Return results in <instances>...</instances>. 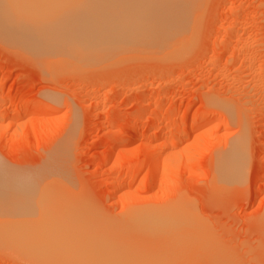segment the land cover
Returning a JSON list of instances; mask_svg holds the SVG:
<instances>
[{
  "label": "rangeland",
  "instance_id": "rangeland-1",
  "mask_svg": "<svg viewBox=\"0 0 264 264\" xmlns=\"http://www.w3.org/2000/svg\"><path fill=\"white\" fill-rule=\"evenodd\" d=\"M193 10L196 30L185 34L183 52L174 50L178 58L127 50L44 66L0 36V187L24 198L49 188L40 197L64 214L62 231L136 261L264 264V0H196ZM47 104L58 113L18 115ZM228 106L246 124L247 162L240 183L223 193L216 163L243 133ZM197 116L207 123L191 128ZM183 122L184 137H159ZM158 143L167 160L154 180L148 165ZM116 181L125 182L118 192ZM7 207L0 264L51 262L11 244L25 236L18 214L28 210Z\"/></svg>",
  "mask_w": 264,
  "mask_h": 264
},
{
  "label": "bare ground",
  "instance_id": "bare-ground-1",
  "mask_svg": "<svg viewBox=\"0 0 264 264\" xmlns=\"http://www.w3.org/2000/svg\"><path fill=\"white\" fill-rule=\"evenodd\" d=\"M195 6L196 0H0V36L2 38L4 36L5 38L3 39L5 41L7 39L8 41L6 42L14 45L13 48L22 52L23 55L35 59L44 66L62 63H91L103 58L107 60L113 55V59H115L117 58L115 57L116 53L119 54L120 52L122 54V51L126 53L127 50L130 52L136 50L134 53L137 50L140 52H153V50H156L158 53L165 52L163 56L171 51L168 56L173 54V56L175 55L178 58L179 56L175 52L178 49L185 48V46L178 48L185 41V34L189 33L193 27L194 29L196 28L195 26L191 28L194 21L193 9ZM197 14L199 15V13ZM193 31L191 30L192 34ZM191 33L190 35L192 36ZM182 37L184 38L182 39ZM183 49L181 52H183ZM1 100H5V97H2ZM232 107L234 108V106ZM232 107L224 109L225 111L227 109L229 111L228 114L230 113L233 119L240 123L243 133L236 140L235 148L222 156L216 163V177H214L216 180L214 183L216 184L215 187L217 186L216 188L223 193L227 190L235 189L237 184L240 183L244 177L243 170L247 162V153L245 151L247 145L246 124L240 113L235 109L236 107L234 109ZM32 111L44 112L49 116L58 113L56 107L47 104L32 108L27 107L24 111H20L18 115L31 113ZM141 111L143 112L142 108ZM206 121V117L196 118L192 122L191 128L195 126L198 128L200 124L207 123ZM151 126L152 124L149 125V128ZM187 126L183 122L178 126V129H170L159 137L163 140H171L178 133L184 137V130L186 131ZM157 146L160 147L154 149L148 165L151 168L150 175L154 180L163 178V173L160 177L161 172L158 166L164 159L167 160L166 157L164 158V145ZM115 154H112L109 159H113ZM160 182L158 181V184H156L161 186ZM124 183L122 181L114 182V191H120L125 186ZM0 189V207L8 206L7 208H9L10 205H15L21 211L24 209V211L28 210L27 214L25 213L26 215L21 214L22 212L18 214L21 218L19 221L26 225L23 227V223L21 224L20 222L19 225L21 226L17 227L19 231L17 229L15 231V233L18 231L24 234L21 231L23 230L24 232L25 229L26 238L21 236L22 238L19 239L18 237L20 236H18V239L10 241L11 244L13 242V244L26 251L28 255L31 254L35 257V259L39 261L49 260L51 262L47 263L50 264H114V262L116 264H147L144 262L145 260L136 261L137 259L135 260V258L137 257L131 258L130 255L132 254L127 257L125 256L127 253L125 255L119 251L112 253L114 250L112 248L109 249L110 245L96 237L90 238L85 234L83 237L74 238L71 234H68L67 229L66 232L62 231L61 227L66 226L67 228V222L66 224L63 222L64 214L60 213L58 215L57 213L60 211L56 212L50 206L52 204L48 203L49 206H47L48 204H45V201L43 202L44 198L52 193V190L49 191L50 194H47V192L45 197L41 193L49 188H44L41 193L39 190H32L31 195L29 193L26 198L22 197L23 193H20L21 196L17 193L19 195L16 194L18 198L16 195H11V189V192L2 190V187ZM3 194L6 196H3ZM8 195L10 196L7 197ZM130 195L132 194L130 193ZM40 196L44 197L42 198L43 200H41ZM47 199L49 202V198ZM53 211L56 213H53ZM52 216L62 218H59V220ZM57 221H61L58 223L62 224L63 222L65 225L58 226ZM26 231L28 234H26ZM193 241V243L197 242H195V238Z\"/></svg>",
  "mask_w": 264,
  "mask_h": 264
}]
</instances>
